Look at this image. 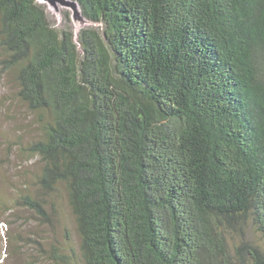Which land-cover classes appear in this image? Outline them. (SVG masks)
Returning a JSON list of instances; mask_svg holds the SVG:
<instances>
[{
    "label": "trees",
    "instance_id": "1",
    "mask_svg": "<svg viewBox=\"0 0 264 264\" xmlns=\"http://www.w3.org/2000/svg\"><path fill=\"white\" fill-rule=\"evenodd\" d=\"M0 0V66L39 115L33 196L63 184L84 264H264V0ZM68 17V16H67Z\"/></svg>",
    "mask_w": 264,
    "mask_h": 264
},
{
    "label": "rangeland",
    "instance_id": "2",
    "mask_svg": "<svg viewBox=\"0 0 264 264\" xmlns=\"http://www.w3.org/2000/svg\"><path fill=\"white\" fill-rule=\"evenodd\" d=\"M45 5L53 25L74 32L81 51L82 29H104L92 20L80 26L68 7L60 6L58 11ZM41 136L39 115L18 98L14 71L0 66V264H84L81 238L63 184L45 197L50 220L16 205L21 193L35 196L38 192L35 181L41 161L23 148Z\"/></svg>",
    "mask_w": 264,
    "mask_h": 264
},
{
    "label": "water",
    "instance_id": "3",
    "mask_svg": "<svg viewBox=\"0 0 264 264\" xmlns=\"http://www.w3.org/2000/svg\"><path fill=\"white\" fill-rule=\"evenodd\" d=\"M42 3L48 4L50 7H54L56 10H60V6L68 7L72 10V18L75 22L80 23L83 26L84 23L89 22L82 11V8L77 0H39ZM76 39V35H75Z\"/></svg>",
    "mask_w": 264,
    "mask_h": 264
}]
</instances>
